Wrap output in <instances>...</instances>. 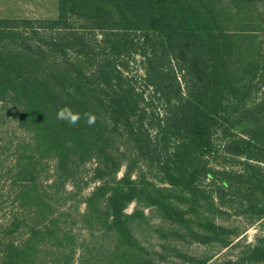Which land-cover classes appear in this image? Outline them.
Instances as JSON below:
<instances>
[{
	"label": "trees",
	"instance_id": "trees-1",
	"mask_svg": "<svg viewBox=\"0 0 264 264\" xmlns=\"http://www.w3.org/2000/svg\"><path fill=\"white\" fill-rule=\"evenodd\" d=\"M133 202L165 238L237 250L188 264H264V0L0 17V264H161ZM231 215L261 233L236 242Z\"/></svg>",
	"mask_w": 264,
	"mask_h": 264
},
{
	"label": "rangeland",
	"instance_id": "rangeland-1",
	"mask_svg": "<svg viewBox=\"0 0 264 264\" xmlns=\"http://www.w3.org/2000/svg\"><path fill=\"white\" fill-rule=\"evenodd\" d=\"M56 12L57 0H0V17L49 18L55 16ZM95 185L91 183L85 189L84 196L91 193ZM84 208L85 205L82 204V210ZM137 209L144 211L147 222H142L141 226L136 223L134 225L135 234L144 247L151 252L158 253L154 256L161 264H188L189 261L181 254L197 257L209 255L221 259L233 257L237 253V250L221 249L218 245L204 246L189 240L165 238L162 232L167 233L173 230L174 226L163 219L155 209L143 207L137 202L128 206L127 213H134ZM216 221L221 225L236 227L242 231V235L235 238L236 242L249 243L262 231L259 223L249 225L246 219L239 216L217 217ZM84 235L87 234L84 233Z\"/></svg>",
	"mask_w": 264,
	"mask_h": 264
}]
</instances>
